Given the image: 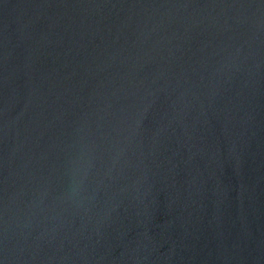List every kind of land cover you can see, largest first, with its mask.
Returning <instances> with one entry per match:
<instances>
[{
	"label": "water",
	"instance_id": "obj_1",
	"mask_svg": "<svg viewBox=\"0 0 264 264\" xmlns=\"http://www.w3.org/2000/svg\"><path fill=\"white\" fill-rule=\"evenodd\" d=\"M0 264H264V0H0Z\"/></svg>",
	"mask_w": 264,
	"mask_h": 264
}]
</instances>
